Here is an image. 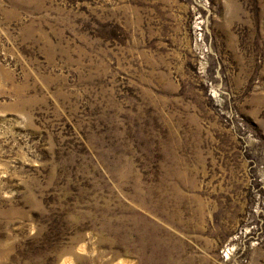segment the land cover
Returning a JSON list of instances; mask_svg holds the SVG:
<instances>
[{
    "label": "rangeland",
    "instance_id": "obj_1",
    "mask_svg": "<svg viewBox=\"0 0 264 264\" xmlns=\"http://www.w3.org/2000/svg\"><path fill=\"white\" fill-rule=\"evenodd\" d=\"M0 264H264V0H0Z\"/></svg>",
    "mask_w": 264,
    "mask_h": 264
}]
</instances>
